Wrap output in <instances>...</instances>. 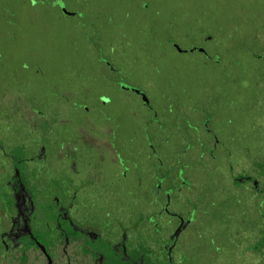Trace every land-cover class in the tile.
<instances>
[{
  "label": "rangeland",
  "instance_id": "obj_1",
  "mask_svg": "<svg viewBox=\"0 0 264 264\" xmlns=\"http://www.w3.org/2000/svg\"><path fill=\"white\" fill-rule=\"evenodd\" d=\"M36 137L96 203L176 197L201 264H250L264 0H0V143Z\"/></svg>",
  "mask_w": 264,
  "mask_h": 264
},
{
  "label": "flooded vegetation",
  "instance_id": "obj_2",
  "mask_svg": "<svg viewBox=\"0 0 264 264\" xmlns=\"http://www.w3.org/2000/svg\"><path fill=\"white\" fill-rule=\"evenodd\" d=\"M45 142L0 143V264H201L176 197L153 196L143 210L132 196L112 210L86 175H65ZM250 255L264 264V246Z\"/></svg>",
  "mask_w": 264,
  "mask_h": 264
}]
</instances>
